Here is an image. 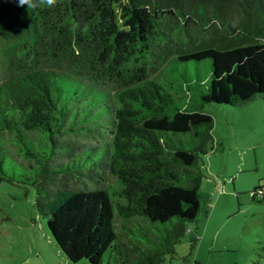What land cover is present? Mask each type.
<instances>
[{"label":"trees","instance_id":"16d2710c","mask_svg":"<svg viewBox=\"0 0 264 264\" xmlns=\"http://www.w3.org/2000/svg\"><path fill=\"white\" fill-rule=\"evenodd\" d=\"M263 93L264 0H0V185L36 187L70 261L168 264L194 231L193 254L203 109Z\"/></svg>","mask_w":264,"mask_h":264},{"label":"rangeland","instance_id":"374dc122","mask_svg":"<svg viewBox=\"0 0 264 264\" xmlns=\"http://www.w3.org/2000/svg\"><path fill=\"white\" fill-rule=\"evenodd\" d=\"M203 110L215 118L216 148L202 158L201 216L189 224L201 238L189 255L196 233H188L168 264H264V93L240 106L210 103ZM4 171L7 177L27 173L12 154ZM36 198L35 186L2 181L0 264H91L66 257Z\"/></svg>","mask_w":264,"mask_h":264},{"label":"clouds","instance_id":"9594fccd","mask_svg":"<svg viewBox=\"0 0 264 264\" xmlns=\"http://www.w3.org/2000/svg\"><path fill=\"white\" fill-rule=\"evenodd\" d=\"M19 7L27 6V10L30 13L31 10L36 8L54 7L57 0H16Z\"/></svg>","mask_w":264,"mask_h":264}]
</instances>
